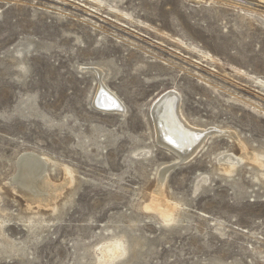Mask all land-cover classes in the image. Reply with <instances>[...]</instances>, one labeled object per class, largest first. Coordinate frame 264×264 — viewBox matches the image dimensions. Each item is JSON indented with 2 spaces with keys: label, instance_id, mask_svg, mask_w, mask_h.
I'll return each instance as SVG.
<instances>
[{
  "label": "rangeland",
  "instance_id": "1",
  "mask_svg": "<svg viewBox=\"0 0 264 264\" xmlns=\"http://www.w3.org/2000/svg\"><path fill=\"white\" fill-rule=\"evenodd\" d=\"M168 91L212 131L185 160L156 130ZM26 152L46 201L12 182ZM116 241L113 264H264V0H0V264Z\"/></svg>",
  "mask_w": 264,
  "mask_h": 264
},
{
  "label": "bare ground",
  "instance_id": "2",
  "mask_svg": "<svg viewBox=\"0 0 264 264\" xmlns=\"http://www.w3.org/2000/svg\"><path fill=\"white\" fill-rule=\"evenodd\" d=\"M117 101L118 99L102 83L99 86L96 103L100 104L103 109H119L121 104H118ZM155 108L156 119L160 127L156 130H159L160 134L164 136L161 135V138L164 139L163 143L179 153L182 160L194 156L212 131L200 130L185 121L186 119L183 118L180 112L179 96L174 91H168L167 94L158 99ZM46 166L47 159L41 158L33 152L23 153L18 160V172L11 181L31 202L46 201V193H50L47 192L50 189V182L47 179ZM231 166H234V164L231 163ZM169 168H171L170 165L162 169L160 179H158V190H161V185ZM154 208L159 209L162 216L170 220L169 210L157 204L154 205ZM123 254H125V249L123 252L121 244L118 242L111 243L102 250L103 261L107 264H113V261Z\"/></svg>",
  "mask_w": 264,
  "mask_h": 264
},
{
  "label": "water",
  "instance_id": "3",
  "mask_svg": "<svg viewBox=\"0 0 264 264\" xmlns=\"http://www.w3.org/2000/svg\"><path fill=\"white\" fill-rule=\"evenodd\" d=\"M97 106H99L100 108H102L100 105H98V104H96ZM103 109V108H102ZM105 110V109H104ZM106 110H109V109H106ZM152 112V111H151ZM152 115H153V113H152Z\"/></svg>",
  "mask_w": 264,
  "mask_h": 264
}]
</instances>
